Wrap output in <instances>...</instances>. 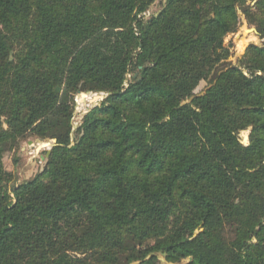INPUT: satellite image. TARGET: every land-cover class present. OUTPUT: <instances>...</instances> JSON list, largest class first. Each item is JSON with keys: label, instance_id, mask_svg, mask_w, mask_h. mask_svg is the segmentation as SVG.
Returning <instances> with one entry per match:
<instances>
[{"label": "trees", "instance_id": "1", "mask_svg": "<svg viewBox=\"0 0 264 264\" xmlns=\"http://www.w3.org/2000/svg\"><path fill=\"white\" fill-rule=\"evenodd\" d=\"M155 2L0 0V264H264V46L224 45L240 7L264 43V0ZM63 92L108 94L73 142Z\"/></svg>", "mask_w": 264, "mask_h": 264}, {"label": "rangeland", "instance_id": "2", "mask_svg": "<svg viewBox=\"0 0 264 264\" xmlns=\"http://www.w3.org/2000/svg\"><path fill=\"white\" fill-rule=\"evenodd\" d=\"M247 5L251 4L254 6L260 0H246ZM166 0H156V2L150 7L149 11L144 15L146 18L157 15L164 7ZM239 14V29L237 32L229 34L224 41V45L229 48L230 56L229 62L233 65H238L239 60L245 54L247 48L254 44L257 46H264L260 36L251 32V29H255V26H250L247 24L245 15L243 13V7L238 9ZM131 75L128 76V80ZM207 82H201L197 88L195 94L199 95L207 87ZM108 94L105 92H82L74 94L72 97L69 93L63 92V101H69L71 98L74 102V112L71 119L73 126L72 129V142L74 141L75 133L77 128L82 124L84 117L95 107L99 106L106 98ZM98 98L95 100V98ZM85 99V100H83ZM250 129L243 131L240 135L241 143L248 146L250 141ZM55 140H41L35 137H27L25 140L21 141L16 150L8 152L4 158V165L6 170L12 174L13 182L10 186H7L11 192L13 185H20L24 182L30 181L38 173H40L46 164L48 159V153L51 152L54 147ZM47 153V154H46ZM50 155V154H49ZM11 196H13L11 194ZM192 242V239L190 240ZM160 264H172L168 263L164 256L159 254ZM191 259L187 260L190 262ZM186 260L182 263L184 264ZM181 263V264H182ZM139 264V263H133Z\"/></svg>", "mask_w": 264, "mask_h": 264}, {"label": "water", "instance_id": "3", "mask_svg": "<svg viewBox=\"0 0 264 264\" xmlns=\"http://www.w3.org/2000/svg\"><path fill=\"white\" fill-rule=\"evenodd\" d=\"M250 31H251V32H254L255 34H257V30H255V29H251ZM49 154H50V152L48 153L47 156H49Z\"/></svg>", "mask_w": 264, "mask_h": 264}, {"label": "bare ground", "instance_id": "4", "mask_svg": "<svg viewBox=\"0 0 264 264\" xmlns=\"http://www.w3.org/2000/svg\"><path fill=\"white\" fill-rule=\"evenodd\" d=\"M97 99H98V98L96 97L95 100H97ZM83 100H85V99H83Z\"/></svg>", "mask_w": 264, "mask_h": 264}]
</instances>
